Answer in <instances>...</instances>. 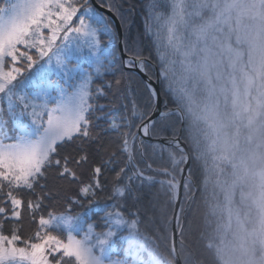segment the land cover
Masks as SVG:
<instances>
[{"label":"snow or ice","instance_id":"1","mask_svg":"<svg viewBox=\"0 0 264 264\" xmlns=\"http://www.w3.org/2000/svg\"><path fill=\"white\" fill-rule=\"evenodd\" d=\"M123 4L0 0V264H264V0Z\"/></svg>","mask_w":264,"mask_h":264},{"label":"trees","instance_id":"2","mask_svg":"<svg viewBox=\"0 0 264 264\" xmlns=\"http://www.w3.org/2000/svg\"><path fill=\"white\" fill-rule=\"evenodd\" d=\"M143 3H144V0H124L123 7L125 10H127L130 5L135 6V12L132 17L134 21L133 27H132L133 35H136L137 33H142L144 31V14L141 11V7H140V5ZM117 56H120V52H117Z\"/></svg>","mask_w":264,"mask_h":264},{"label":"rangeland","instance_id":"3","mask_svg":"<svg viewBox=\"0 0 264 264\" xmlns=\"http://www.w3.org/2000/svg\"><path fill=\"white\" fill-rule=\"evenodd\" d=\"M85 64H86V65H84V66L87 68V67H88V65H87V63H85ZM52 78H53V79H55V77H54V76H53Z\"/></svg>","mask_w":264,"mask_h":264},{"label":"water","instance_id":"4","mask_svg":"<svg viewBox=\"0 0 264 264\" xmlns=\"http://www.w3.org/2000/svg\"><path fill=\"white\" fill-rule=\"evenodd\" d=\"M117 24H119V21H116ZM121 55V54H120Z\"/></svg>","mask_w":264,"mask_h":264}]
</instances>
